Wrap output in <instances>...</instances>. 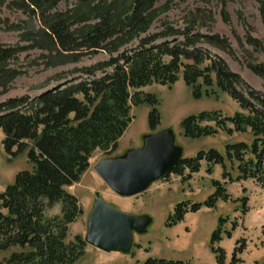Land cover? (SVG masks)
Masks as SVG:
<instances>
[{
  "label": "trees",
  "instance_id": "trees-1",
  "mask_svg": "<svg viewBox=\"0 0 264 264\" xmlns=\"http://www.w3.org/2000/svg\"><path fill=\"white\" fill-rule=\"evenodd\" d=\"M65 0H0V5L20 11L26 19L10 23L0 16L4 30L20 32L15 44L0 43V93L20 75L11 66L23 50L41 48L49 54L48 65L78 62L83 56L107 55V59L58 75L52 87L38 94L9 97L0 102L2 146L10 158L26 152L29 169L17 172L11 184L0 191V264H74L83 257L87 242L79 234L68 239L69 225L83 210L67 186L79 182L89 159L97 149L111 156L118 140L132 121V106L147 105V124L158 128L160 102L146 85L171 87L181 76L195 99L216 87L238 103L234 115L206 110L180 120L182 135L188 139L207 137L222 130L227 134L247 133L251 143L226 144L225 153L215 148L181 157L170 173L182 180L207 163L221 165L228 182L255 179L264 189V92L250 87L222 58L203 50L198 43L228 49L227 40L201 34L202 16L188 19L181 30L165 25L149 33L152 23L169 9L160 0H77L65 10ZM264 24V0H255ZM196 32H193V30ZM264 53L263 44L249 38ZM55 60H59L58 63ZM247 68L264 83V61L247 63ZM230 124L231 127L227 126ZM226 161L235 165L230 175ZM185 170L187 175H183ZM214 192L202 202L178 201L166 218L167 226L179 223L187 212L215 207L230 200L220 181L213 180ZM245 202V198H241ZM246 210L245 208L243 211ZM210 234L209 249L218 264H226V251L219 246L222 219ZM235 225V224H232ZM245 247L240 239L227 264H241ZM141 264H189L183 259L148 257Z\"/></svg>",
  "mask_w": 264,
  "mask_h": 264
},
{
  "label": "rangeland",
  "instance_id": "rangeland-1",
  "mask_svg": "<svg viewBox=\"0 0 264 264\" xmlns=\"http://www.w3.org/2000/svg\"><path fill=\"white\" fill-rule=\"evenodd\" d=\"M76 2L77 0L62 1L58 4L57 9L63 11ZM163 3H168L169 9L152 23L149 33H157L163 30L165 25L183 30L188 23V19L201 15L203 19L200 22L205 25L199 29V32L223 37L227 40L228 49H217L205 42L198 43V46L203 50H207L210 54L222 58L229 69L234 73H238L250 87L264 92L263 81L251 69L247 68V63L264 61L263 51L257 49L249 41V38L256 39L264 46V24L255 0H160L157 4ZM0 16L5 20H9L10 23H20L21 20L26 19V15L22 12L10 9L5 5H0ZM193 32H196V30L194 29ZM19 36L20 32L5 31L4 26L0 25V43L15 44L19 41ZM48 56L47 51L35 48L23 50L14 60H11V66L18 70L20 75L10 83L6 93H0V102L7 100L9 97L34 96L44 86L50 88L54 83H57L55 79L58 75L77 76V74H70V72L75 68L107 59V55L100 53L94 56H83L78 62L48 65ZM55 61L58 63L59 60ZM141 90L153 93L159 100L161 121L158 126L159 130L156 132L161 131V129L169 130L174 137L175 147L179 146L181 148V157H192L198 151L209 148H215L222 154L225 153L226 144L228 143L244 141L249 144L252 141L250 134L232 133L229 135L223 130L214 135L194 139H188L182 135L179 125L180 120L188 115L206 110H219L224 115L232 116L239 110L238 103L216 87L211 88L209 93L201 98L195 99L192 96V89L184 84L180 76L171 87L150 84L144 86ZM133 107L137 108L133 111L134 115L130 110L132 118L135 119L132 126L134 131L143 137L148 129V111L146 113L148 106L146 104L132 106L131 109ZM227 126L231 127L230 124H227ZM2 139L3 134L0 131V191L11 184L17 172L30 168L26 152L18 157L10 158L3 149ZM124 144L125 140L121 142V148ZM104 155V152L98 150L97 157L93 161L96 166ZM225 163L226 168L231 166L228 161ZM232 170H235V168L232 167ZM71 186H67L66 190L74 195L79 185L74 184ZM208 194L204 191L197 195V199L203 200L208 197ZM99 197H101L100 194ZM185 198L188 197L185 196L183 189L179 188L178 190H158L148 194L144 200L139 199L138 207L142 211L140 215L147 217V224L143 231L133 232V245L130 250L120 252L119 259L115 261L108 260V263L139 264L138 259L143 260L149 256L172 259L191 258L192 252L189 251L192 246L202 242L206 234L209 236L210 232L216 228L217 221L213 223L209 219L206 226L194 228L190 233H183L181 226L167 227L165 221L168 215L173 212V206L178 201L185 200ZM208 229L209 232H207ZM137 242L143 245H139ZM139 249L142 250L139 251ZM2 255L3 253H0V257ZM132 255H135V257L132 258ZM90 261L94 262L93 257L87 255L78 259L74 264H89Z\"/></svg>",
  "mask_w": 264,
  "mask_h": 264
},
{
  "label": "crops",
  "instance_id": "crops-1",
  "mask_svg": "<svg viewBox=\"0 0 264 264\" xmlns=\"http://www.w3.org/2000/svg\"><path fill=\"white\" fill-rule=\"evenodd\" d=\"M136 108L137 107H133L131 109L132 115H134L133 111ZM148 110L149 107L146 109V113ZM134 120L135 119L133 118L127 129L124 131V134L118 140L117 150L110 157L120 156L132 148L140 147L142 145L143 138L150 133L148 128L145 131L146 133L143 134V137H141L142 135L134 131L132 126ZM158 130L159 129L157 128V131ZM123 140H125V144L123 145V148H121L120 144ZM98 150L99 149L95 150L90 157V166L81 176L80 181L74 183L79 185V188H77L76 193L74 192V195L78 197L83 213L77 220L73 221V223L69 225L68 239L71 240L76 234L81 235L83 238L85 237L87 233L88 216L94 204V195L97 194V192L98 195L100 194L101 198H103L110 206H114L115 209H119L132 215H140L142 214V211L138 207V201L139 199L144 200L148 194L163 189L178 190L181 188L183 189L185 196L188 197L185 198V200H189L194 203L196 201L204 200L197 199V195H200L202 192L205 191L206 194L214 192L212 181L216 180L220 181L222 184L224 183V187L230 194L231 199L226 201H217L214 208L203 206L197 211L187 212L183 219L171 228L181 226L183 233H190L194 228L206 226L208 224L207 220L209 219L213 223L214 221H217V225L219 223L218 220L222 219L223 230L228 231L229 234L223 235V238L218 244L224 251H226V264L229 262L233 249L237 246V241L240 239H243L245 242L243 252L239 255V258L242 259L241 264H264V189L255 179H241L238 181L228 182L221 175V165L214 164L211 171L207 172V163L203 161L200 169L197 172H193L191 177L186 180H182L180 175L170 173L168 176L152 182L148 188L140 194L133 195L131 197L121 196L111 191L97 175L95 171L96 163L93 161L95 160V157L98 156H96ZM104 157L105 155L102 156L100 160ZM232 167L235 168V165L230 166L227 170L230 175L236 177V170H232ZM186 173L188 172L186 171ZM240 198H245V202L241 201ZM244 207L246 208V211H243ZM207 232H209V229ZM210 234L209 236L206 234L205 239L202 242L196 243L192 246L189 251L192 252L191 258L183 260L189 261V264H218L215 260L214 254L209 249ZM173 235L174 233L172 236ZM137 243L139 245H143L139 242ZM140 250L142 249H139V251ZM119 253L120 251L103 252L91 245H87L82 258L90 255L93 257L94 262L90 261L89 264H109L108 260L115 261L119 259ZM134 257L135 255H132V258ZM143 260L138 259V263L141 264ZM135 261L137 262L136 258Z\"/></svg>",
  "mask_w": 264,
  "mask_h": 264
},
{
  "label": "water",
  "instance_id": "water-1",
  "mask_svg": "<svg viewBox=\"0 0 264 264\" xmlns=\"http://www.w3.org/2000/svg\"><path fill=\"white\" fill-rule=\"evenodd\" d=\"M174 144L172 133L161 129L147 134L138 148L102 158L95 171L115 194L129 197L140 194L177 165L182 151ZM147 220L142 215L115 209L95 194L84 240L103 252H127L133 245V232L143 231Z\"/></svg>",
  "mask_w": 264,
  "mask_h": 264
}]
</instances>
